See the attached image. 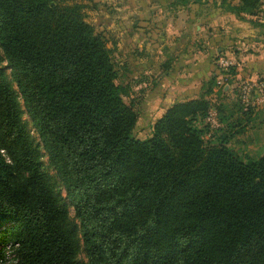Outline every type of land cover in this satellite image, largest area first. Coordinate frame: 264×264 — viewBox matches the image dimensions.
<instances>
[{"label": "trees", "instance_id": "obj_1", "mask_svg": "<svg viewBox=\"0 0 264 264\" xmlns=\"http://www.w3.org/2000/svg\"><path fill=\"white\" fill-rule=\"evenodd\" d=\"M260 3L238 0L231 11L254 16ZM85 8L0 0V50L39 138L0 70V264H78V239L85 264H264V154L242 159L229 146L252 109L238 102L232 121L235 111L213 104L229 92L215 75L197 99L168 108L150 137L135 138L128 71L114 65V47ZM212 108L229 137L211 133Z\"/></svg>", "mask_w": 264, "mask_h": 264}, {"label": "crops", "instance_id": "obj_2", "mask_svg": "<svg viewBox=\"0 0 264 264\" xmlns=\"http://www.w3.org/2000/svg\"><path fill=\"white\" fill-rule=\"evenodd\" d=\"M118 3L122 12H131L130 20L125 17L128 13L120 15L117 34L122 50L127 39L131 40L132 66L121 67L127 69L132 89L141 96L139 117L155 122L174 103L197 99L203 85L215 75L218 78L215 53L216 58L225 55L238 60L236 73L223 87L229 91L228 98L244 83L255 86L264 82V0L254 16L232 13L238 0ZM251 109L245 125L256 122L255 129L262 128L264 103ZM247 129L245 126L242 134Z\"/></svg>", "mask_w": 264, "mask_h": 264}, {"label": "rangeland", "instance_id": "obj_3", "mask_svg": "<svg viewBox=\"0 0 264 264\" xmlns=\"http://www.w3.org/2000/svg\"><path fill=\"white\" fill-rule=\"evenodd\" d=\"M78 2L84 4L86 6L85 8V13L87 15V21L95 28L96 32L101 34L107 42V46L112 50L113 47L115 50H113V63L115 66L121 67V66H132L131 62V40L127 39V46L125 47L124 50L121 49V39L119 38V35L117 34L119 24L121 17L120 15L124 12L121 11L119 8V3L118 0H103L104 3L99 2V1H93V0H77ZM128 11V12H126ZM124 13H128L129 15H125L126 18H129L131 16V12L129 9H127ZM129 16V17H128ZM218 55V54H217ZM216 53L214 55V59L218 61L219 57L216 58ZM162 60H159L158 62H161ZM216 61V62H217ZM163 62V61H162ZM129 69V67H128ZM0 70L1 74L3 76L4 81L9 85L11 90L13 91L15 98H16V103L19 105L20 109L22 110L23 114L21 116L22 123L29 133V136L31 137V140L34 143H39V138L37 133L35 132L32 123L30 121L29 116L26 114L24 108H23V102L20 97V94L18 93L17 86L15 82L12 80L11 72L6 66V62L3 56L2 51L0 50ZM131 77H126L123 78V83L124 85H130V96L124 98V101L126 103L130 102V99L135 101V109L138 111L141 110L143 105L140 104L141 96H138L136 93L137 91H134L135 89H132L131 84H132ZM216 90L219 88L216 87ZM233 96L228 98L226 96V99L223 97H219L218 100L214 96L213 98V104L219 105L221 103L226 104L225 107H227L224 111L225 115L229 114L228 110L232 109L234 112V117L231 118L232 121L236 120L238 117L237 108L234 106L241 105L238 95H239V87L233 89ZM238 99V100H237ZM217 101V102H216ZM242 106V105H241ZM260 106V105H259ZM258 106V107H259ZM225 107H221L222 110ZM252 108V107H251ZM257 108V107H256ZM216 110V109H215ZM216 116L218 119V113L216 111ZM207 122V121H206ZM230 122V120L228 121ZM154 124L153 119H144L138 116V121L136 124V127L133 131V136L137 139L140 140H145L148 137H150L151 134V127ZM248 128L246 130L245 134H233L232 138L229 140V146L238 154V156L242 159H245L246 157L250 158H257L258 156L262 155L264 152V125L260 129H255L256 128V122L253 123H248L246 125ZM220 129L217 133L216 136H222L226 134V137H229V134L226 131L225 126H221L219 124ZM234 130H237V127L234 128ZM215 130L211 131V133H215ZM234 132V131H232ZM231 133V132H230ZM211 135V134H210ZM209 135V136H210ZM39 159L42 164L43 170L47 174L49 181L56 192L57 196L61 198L65 204L67 205L68 209V215H69V223L72 226L77 225V220L74 216V211L73 208L70 207L66 201V194L64 191V188L59 182V179L56 175V171L54 170L53 166L51 165L49 158L45 152L44 149L40 148L39 149ZM79 237V236H78ZM76 260L78 264H85L86 258H85V253L82 247V244L80 240L78 239V250L76 252Z\"/></svg>", "mask_w": 264, "mask_h": 264}, {"label": "built area", "instance_id": "obj_4", "mask_svg": "<svg viewBox=\"0 0 264 264\" xmlns=\"http://www.w3.org/2000/svg\"><path fill=\"white\" fill-rule=\"evenodd\" d=\"M238 67V60L231 56H220L217 61L218 78L217 86L224 87L231 75L228 71ZM239 99L243 111L249 110L251 107L256 108L264 103V82L255 86L249 84H242L239 86ZM206 121L213 129L219 127L218 119L215 109H210L207 113Z\"/></svg>", "mask_w": 264, "mask_h": 264}]
</instances>
